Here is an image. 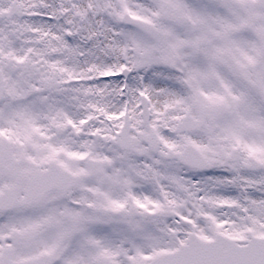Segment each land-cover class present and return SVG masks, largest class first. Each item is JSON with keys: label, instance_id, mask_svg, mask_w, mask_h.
Masks as SVG:
<instances>
[{"label": "snow or ice", "instance_id": "1", "mask_svg": "<svg viewBox=\"0 0 264 264\" xmlns=\"http://www.w3.org/2000/svg\"><path fill=\"white\" fill-rule=\"evenodd\" d=\"M0 264H264V0H0Z\"/></svg>", "mask_w": 264, "mask_h": 264}]
</instances>
